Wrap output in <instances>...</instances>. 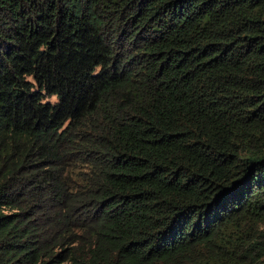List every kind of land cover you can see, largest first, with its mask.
<instances>
[{
    "label": "trees",
    "instance_id": "16d2710c",
    "mask_svg": "<svg viewBox=\"0 0 264 264\" xmlns=\"http://www.w3.org/2000/svg\"><path fill=\"white\" fill-rule=\"evenodd\" d=\"M263 262L264 0H0V264Z\"/></svg>",
    "mask_w": 264,
    "mask_h": 264
},
{
    "label": "rangeland",
    "instance_id": "374dc122",
    "mask_svg": "<svg viewBox=\"0 0 264 264\" xmlns=\"http://www.w3.org/2000/svg\"><path fill=\"white\" fill-rule=\"evenodd\" d=\"M48 99H49L51 102L54 101V97H49ZM263 264H264V262H263Z\"/></svg>",
    "mask_w": 264,
    "mask_h": 264
}]
</instances>
